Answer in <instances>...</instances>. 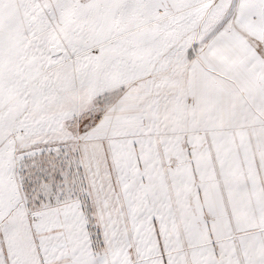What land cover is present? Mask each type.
<instances>
[{"label":"snow or ice","instance_id":"obj_1","mask_svg":"<svg viewBox=\"0 0 264 264\" xmlns=\"http://www.w3.org/2000/svg\"><path fill=\"white\" fill-rule=\"evenodd\" d=\"M0 264H264V0H0Z\"/></svg>","mask_w":264,"mask_h":264}]
</instances>
